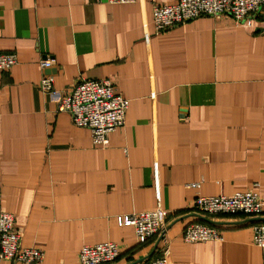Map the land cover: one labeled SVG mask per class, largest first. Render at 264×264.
<instances>
[{
  "label": "crops",
  "instance_id": "obj_1",
  "mask_svg": "<svg viewBox=\"0 0 264 264\" xmlns=\"http://www.w3.org/2000/svg\"><path fill=\"white\" fill-rule=\"evenodd\" d=\"M176 1L0 0V51L18 56L0 70L2 208L22 245L45 252L41 264H80L84 245L107 241L120 245L113 264L148 263L166 240L171 264H264L243 215L202 217L220 240L183 239L199 194L251 190L264 201L263 20L201 16L155 33L154 6ZM45 58L54 59L47 71ZM45 72L60 90L110 79L129 99L108 145H94L39 89ZM159 208L169 211L165 240L140 244L133 226L118 224Z\"/></svg>",
  "mask_w": 264,
  "mask_h": 264
},
{
  "label": "built area",
  "instance_id": "obj_2",
  "mask_svg": "<svg viewBox=\"0 0 264 264\" xmlns=\"http://www.w3.org/2000/svg\"><path fill=\"white\" fill-rule=\"evenodd\" d=\"M112 3L134 2L137 0H109ZM232 16L236 23H247L255 19L263 20L264 0H177L174 4H158L153 8L155 33H160L194 20L201 16ZM147 34L149 38L150 34ZM18 63L14 52L0 51V70L9 69ZM43 71L54 65L53 58L40 62ZM39 89L57 102L58 110L71 115L72 123L88 128L92 132L94 145L106 146L109 135L126 124L129 99L118 93L110 79L81 78L71 90L56 89L54 76L44 73ZM154 189L160 195V182L157 164L154 168ZM200 184H194L198 187ZM2 184L0 181V261H12L22 264L43 263L45 252L37 247L22 245V231L15 225V215L2 208ZM199 219L190 222L183 229V239L188 243L217 241L222 238L221 230L202 217L216 215H243L252 218L254 242L264 247V201L255 191H238L233 195L207 196L199 194L193 201ZM167 209H155L133 212L118 216L121 226H133L140 244L160 237L166 239ZM120 255V245L116 242H98L84 245L79 252L80 264H113ZM170 242L160 249L159 256L142 264H171Z\"/></svg>",
  "mask_w": 264,
  "mask_h": 264
},
{
  "label": "trees",
  "instance_id": "obj_3",
  "mask_svg": "<svg viewBox=\"0 0 264 264\" xmlns=\"http://www.w3.org/2000/svg\"><path fill=\"white\" fill-rule=\"evenodd\" d=\"M147 244V243H146Z\"/></svg>",
  "mask_w": 264,
  "mask_h": 264
}]
</instances>
